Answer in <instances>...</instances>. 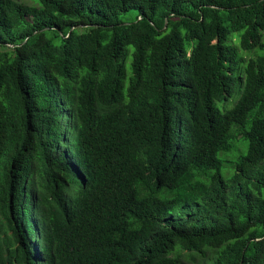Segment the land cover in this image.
Returning a JSON list of instances; mask_svg holds the SVG:
<instances>
[{
    "label": "trees",
    "instance_id": "16d2710c",
    "mask_svg": "<svg viewBox=\"0 0 264 264\" xmlns=\"http://www.w3.org/2000/svg\"><path fill=\"white\" fill-rule=\"evenodd\" d=\"M263 32L264 0H0V264H264Z\"/></svg>",
    "mask_w": 264,
    "mask_h": 264
},
{
    "label": "rangeland",
    "instance_id": "374dc122",
    "mask_svg": "<svg viewBox=\"0 0 264 264\" xmlns=\"http://www.w3.org/2000/svg\"><path fill=\"white\" fill-rule=\"evenodd\" d=\"M19 1L27 3V4H33V0H19ZM135 15H136V12L131 11L129 13L120 15L119 19L124 21V22L129 23L132 20V18L135 17ZM263 40H264V34H263ZM241 53H244V52H241ZM248 57H246V58H248ZM236 98H237V95H235V99ZM230 101H231V99H230ZM234 152H236V151H234ZM237 154L238 153L233 155V152L229 153V155H228V156H230L229 161H227L225 159L226 154L220 153L218 155L219 158L224 162L223 166H222V171H221V174H222V177L224 180H227L233 174V172H234L233 162L235 161V157L237 156ZM209 255H210V253L208 254V257H209ZM184 260L187 264H204V258H202L198 255L194 256L193 258L184 257Z\"/></svg>",
    "mask_w": 264,
    "mask_h": 264
}]
</instances>
